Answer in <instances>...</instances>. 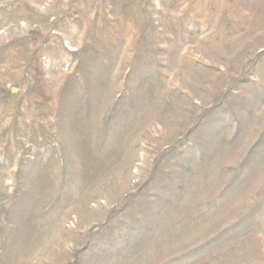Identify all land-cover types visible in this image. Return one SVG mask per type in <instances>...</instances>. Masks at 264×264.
Here are the masks:
<instances>
[{
  "label": "rangeland",
  "instance_id": "374dc122",
  "mask_svg": "<svg viewBox=\"0 0 264 264\" xmlns=\"http://www.w3.org/2000/svg\"><path fill=\"white\" fill-rule=\"evenodd\" d=\"M0 264H264V0H0Z\"/></svg>",
  "mask_w": 264,
  "mask_h": 264
}]
</instances>
